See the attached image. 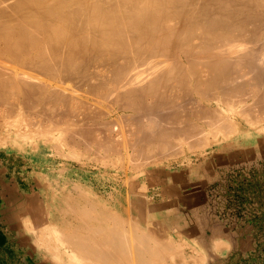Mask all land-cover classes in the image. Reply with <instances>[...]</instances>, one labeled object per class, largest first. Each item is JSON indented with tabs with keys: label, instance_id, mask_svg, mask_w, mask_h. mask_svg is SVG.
<instances>
[{
	"label": "bare ground",
	"instance_id": "1",
	"mask_svg": "<svg viewBox=\"0 0 264 264\" xmlns=\"http://www.w3.org/2000/svg\"><path fill=\"white\" fill-rule=\"evenodd\" d=\"M100 100L128 117L121 139ZM0 113L18 117L9 140L20 147L56 139L70 151L66 160L126 175L184 145L262 137L264 0H0ZM75 175L58 177L68 187L52 195L62 213L56 224L34 226L61 246L62 260L196 262L153 237L147 186L126 180L133 203L119 196L113 210Z\"/></svg>",
	"mask_w": 264,
	"mask_h": 264
},
{
	"label": "rangeland",
	"instance_id": "2",
	"mask_svg": "<svg viewBox=\"0 0 264 264\" xmlns=\"http://www.w3.org/2000/svg\"><path fill=\"white\" fill-rule=\"evenodd\" d=\"M92 99L91 97V103L94 102ZM100 101V107L98 104L97 106L99 109L102 107L101 111L115 110L108 101ZM3 114L5 118L2 119L0 113V127L6 129L2 132L7 134L3 136L8 140L0 142V150L21 155L30 161L31 172L40 180L35 187L34 194L37 198L33 204L50 207L57 186L68 187V183L62 182L64 180L58 177H66L74 172L78 180L92 188L110 208L116 210L119 196L129 201V206L132 205L134 193L126 180L135 178L136 182L148 188L144 222L154 229L153 237L174 244L188 262L194 260V264H204L207 260L210 264H264V135L262 138L261 134L253 132L247 138L249 141L245 142L242 136H236L235 140L233 137L221 140L220 145H213L211 142L206 143L205 147L202 145V148L200 145H193L195 149L192 147L191 151L188 145H184L180 147V152L179 149L176 151L177 155L174 156L173 152L163 158L152 153L153 157L156 156L155 160L153 158L150 164H142L137 171L126 175L113 166L105 167L84 161L81 167L66 160L69 159L66 156L70 151L58 148L55 145L56 139L51 144L38 140L20 147L9 140L14 136V127L10 124H14L18 117L9 118L6 113ZM111 115L113 116L106 119H116L114 124L117 125L113 129L111 126V130L117 132L113 133L115 135L121 134V137L117 136V139H121L130 129L128 117L119 119L121 115L115 112H111ZM30 117V120L36 119L34 116ZM27 118L24 120L29 121ZM54 137L57 138L58 135L55 134ZM126 137L127 141L124 142L128 144L131 138ZM228 142L232 144L228 145ZM123 145L118 144V149L122 150ZM53 161L56 162L55 165L51 164ZM143 171L147 173L144 174ZM41 176L46 177L43 179ZM152 196L155 197L152 199ZM172 198L179 200L180 206L189 211V235L182 236L164 221H157L156 217L153 220L150 215L151 200L164 202ZM135 199L139 202L136 195ZM225 254L227 256L222 258L221 255Z\"/></svg>",
	"mask_w": 264,
	"mask_h": 264
},
{
	"label": "crops",
	"instance_id": "3",
	"mask_svg": "<svg viewBox=\"0 0 264 264\" xmlns=\"http://www.w3.org/2000/svg\"><path fill=\"white\" fill-rule=\"evenodd\" d=\"M30 168V161L25 157L0 150V264H73L62 260L61 246L49 239L46 231L40 229V232L34 227L55 225L62 213L55 206L33 204L37 198L35 187L40 180ZM149 204L152 219L164 221L182 236L189 235V211L180 206L179 200H151ZM204 264L210 262L206 260Z\"/></svg>",
	"mask_w": 264,
	"mask_h": 264
}]
</instances>
